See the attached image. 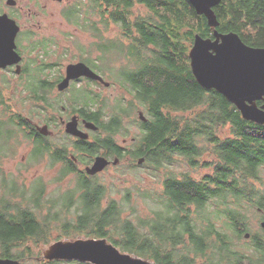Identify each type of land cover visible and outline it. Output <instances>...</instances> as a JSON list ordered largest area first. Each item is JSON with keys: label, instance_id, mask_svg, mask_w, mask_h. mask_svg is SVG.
<instances>
[{"label": "trees", "instance_id": "obj_1", "mask_svg": "<svg viewBox=\"0 0 264 264\" xmlns=\"http://www.w3.org/2000/svg\"><path fill=\"white\" fill-rule=\"evenodd\" d=\"M135 6L145 11L132 19ZM213 10L218 32H233L246 45L264 48V0H221ZM62 15L97 39L93 45L99 62L82 51L80 60L111 75L131 96L128 101L115 99L110 115L95 119L97 134L104 136L78 142L77 159L83 162L82 154L93 156L101 149L124 158L126 150L123 154L114 136H127L123 120L138 111L145 121L135 120L140 134L127 151L131 159L144 158L159 170L176 156L192 169L207 167L211 172L199 180L188 172L167 174L159 190L140 194L155 204L143 218L127 191L121 199L110 197L114 186L80 171L65 147L52 150L40 136L34 137L25 119L8 113L10 98L0 87V160L22 135L33 145L30 162L47 156L52 166L63 162L58 180L76 176V187L52 202L44 198L41 179L26 186L0 170V258L23 259L26 264L32 257L36 264H88L38 259L44 246L62 238H94L156 264H264L263 236L249 232L240 209H260L258 216L264 218V190L256 188L258 182L263 184L259 168L264 165V125L243 120L221 94L201 88L194 79L188 51L196 34L212 37L205 17L197 15L188 0H77ZM110 25L120 31L116 40H104ZM107 62L122 65L109 67ZM33 80L24 87L29 96L39 90ZM103 103L106 106V100ZM226 126L230 137L221 139L218 131ZM205 155L212 159L203 162ZM229 198L236 203L230 205ZM129 205L134 215L125 214ZM245 234L250 237L246 248H235L234 241Z\"/></svg>", "mask_w": 264, "mask_h": 264}, {"label": "rangeland", "instance_id": "obj_2", "mask_svg": "<svg viewBox=\"0 0 264 264\" xmlns=\"http://www.w3.org/2000/svg\"><path fill=\"white\" fill-rule=\"evenodd\" d=\"M77 0H46V7L41 12V16L36 18L37 23L35 26L37 30L41 33H46L47 35H52L57 38L58 48H54L56 51L55 58L59 63H62V66H66L69 63H76L80 60L81 53L90 54L92 59L96 62H99L97 57L99 52L95 49L93 45L97 42V39L92 36V33L86 32L81 28H78L74 25L69 24L62 15V11L69 5L73 4ZM144 9L140 6H135L131 10V18L134 19L137 16L144 14ZM120 31L117 26L110 25L107 31L104 32V40H116L119 37ZM54 51V52H55ZM82 51V52H81ZM54 58V57H53ZM53 61V59H51ZM124 62V61H123ZM125 63V62H124ZM106 65V63H104ZM122 63H114L111 65L110 62H107V66L111 67H120ZM2 73H0V87L3 88V93L5 97L10 98V110L9 114H20L26 118L34 119L36 123H38L39 119V103L34 101H30L26 98V95L23 92L22 87L17 85H13L12 88L6 87L2 80ZM106 81L110 82L108 87H98L97 92L100 94L101 98H105L106 100V109L105 115L108 117L111 113V107L115 101V99L119 97H124L126 101L131 99V96L125 92L117 83H115L111 79V75L108 73L105 74ZM56 92V91H55ZM187 115V114H186ZM138 118V111L134 112V116L129 118H124L122 130H124L127 134L126 137H123L120 134H116L115 140L117 144L121 145L126 149L125 157L120 160V163L117 165L111 164L103 170L101 173L96 175V179L99 183H104L106 186H114L112 191L110 192V197L121 199L123 198L127 191L131 197V205L137 208V213L144 217L151 215V209L155 207L150 200L140 199V194L144 191L154 192L155 190H159L162 186V182L164 177L169 173H174L177 176L181 173H190L192 178L199 180L203 176L210 174V169L207 167H198L196 169H192L186 164L181 158L173 156L170 161L163 162L164 166L159 170L155 169L149 164H145V161L141 165H138L137 159L133 160L127 154V151L134 147L132 144L134 142V136L140 134L139 126L135 122ZM54 130V129H53ZM59 129V133H61ZM218 135L221 139H225L230 137V127H222L218 131ZM56 136H60V134H55ZM103 136V134H102ZM52 140V139H51ZM61 140H52L53 142H59ZM18 143H13L12 149L8 153V156L3 157L0 160V170L2 173L6 175H11L15 177L19 183L25 184L29 186L30 183L36 179H41L40 181L44 186V198L51 199L50 201L54 202L58 200L64 193L71 191L76 187V176L68 175L64 179H59V172L62 168V165L57 164L52 166L49 158L46 156L45 158L36 161L30 162L29 156L33 150V145L29 140H26L22 135L18 138ZM62 142H65L62 140ZM90 158L86 157L85 164H88V160ZM212 159V157L205 155L202 157V161L206 162ZM201 160V159H200ZM201 161V162H202ZM136 166L131 168V164ZM83 169V165L80 166ZM79 169V168H78ZM259 177L261 179V183L256 184V188L264 190V165L259 168ZM149 194V193H148ZM232 199V198H229ZM211 207L215 206L213 202H211ZM235 200L232 199L229 204H235ZM52 204V203H51ZM57 205L58 208L59 204ZM243 205V202L240 206ZM126 206L124 208V212L127 215H134L132 209ZM242 214H245L246 222L245 224L248 226L249 232L251 234H257L263 236L264 239V231L260 226L262 221V216H258V210H249L246 208H240ZM59 210V209H58ZM44 213V209H42ZM73 209L69 211L68 218H71ZM64 215L63 213H60ZM134 217V216H133ZM261 218V219H260ZM53 237L57 236V233L52 234ZM62 240H70L67 238H62ZM250 240V237L243 236L240 242H235V248L242 250L246 248L247 241ZM53 243V242H52ZM47 246H44L40 253L42 255V251ZM179 247V246H178ZM177 249H180L177 248ZM35 253L38 252V249H34ZM23 260V259H22ZM40 260V259H39ZM38 260V261H39ZM201 262V260H199ZM22 264H26V260H23ZM27 264H36V259L34 257L29 258Z\"/></svg>", "mask_w": 264, "mask_h": 264}, {"label": "water", "instance_id": "obj_3", "mask_svg": "<svg viewBox=\"0 0 264 264\" xmlns=\"http://www.w3.org/2000/svg\"><path fill=\"white\" fill-rule=\"evenodd\" d=\"M199 16H204L212 29L211 38H203L196 34L188 58L191 73L198 85L205 90H215L231 103L245 121L264 125V48H254L242 42L233 33H220L214 7L221 0H188ZM17 28L0 32V68L16 64L20 57L15 51L14 38ZM87 77L102 81L101 77L89 69L84 63L68 65L66 77L58 85L59 90L67 87L70 79ZM108 86V83H105ZM262 104L258 105L257 102ZM138 119L145 121L142 112ZM92 129L95 126L90 125ZM41 133L46 127H37ZM65 131L71 135L86 139L76 128V122L67 123ZM144 158H139L141 165ZM118 159L113 164L117 165ZM108 161L102 156H96L93 164L85 169L87 175L93 176L103 171ZM258 211H261L258 209ZM264 231V218L260 223ZM249 237V234H245ZM39 260V259H38ZM40 260L46 261H76L88 264H156L128 253H122L106 239L77 238L75 240H58L48 245ZM23 260L0 258V264H22Z\"/></svg>", "mask_w": 264, "mask_h": 264}, {"label": "flooded vegetation", "instance_id": "obj_4", "mask_svg": "<svg viewBox=\"0 0 264 264\" xmlns=\"http://www.w3.org/2000/svg\"><path fill=\"white\" fill-rule=\"evenodd\" d=\"M45 2L46 0H0V32L17 28L14 45L15 51L20 57L18 63L0 68V73L4 74L1 76V82L10 88L13 85L22 87L26 95L25 100L29 99L39 103L38 123L34 119L26 118L17 113L16 115L25 119L29 127L34 130V132H31L33 136H40L46 146L52 150L65 147L67 149L66 156L85 174V169L93 164L96 156H102L108 161L106 168L113 164L115 159H118L120 163L121 159L118 156L111 155L104 149H101L98 154L89 156L88 164H85L86 160L82 162L77 159L79 157V152L76 149L78 142L91 143L94 142L96 136H104L101 132L97 134L99 127L95 122L97 117L99 119L106 118V106L105 103L102 104L105 98H101L97 89L101 86L108 87L110 82L106 81L105 72H97L94 65L79 60L76 63H84L90 70L100 76L102 81L82 76L70 79L67 87L63 90L58 89V85L66 77L67 66L76 63H69L63 67L62 63H59L55 58L56 51L54 48H58L57 38L41 33L34 27L37 23L36 18L41 16V12L46 7ZM30 76L34 77L33 81L38 85L39 90L36 95L30 94L29 96L24 87L29 84ZM105 83L109 85L106 86ZM56 103H58L57 107L51 106V104ZM73 120L76 122V128L87 135L86 139L65 131L67 123ZM90 125L95 126L96 129H92ZM37 127H46V131L41 133L37 130ZM59 129H61V133H59ZM55 134H60V136ZM60 138L59 142L52 141ZM62 140L65 142H62ZM118 146L123 149L124 154L126 149L119 144ZM82 156L84 159L88 157L87 154H82ZM57 164L63 165V162ZM82 165L83 169L80 168ZM98 174L88 176L94 177Z\"/></svg>", "mask_w": 264, "mask_h": 264}]
</instances>
